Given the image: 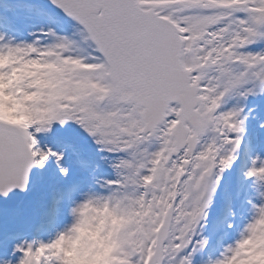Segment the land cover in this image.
<instances>
[{
  "label": "snow or ice",
  "instance_id": "snow-or-ice-1",
  "mask_svg": "<svg viewBox=\"0 0 264 264\" xmlns=\"http://www.w3.org/2000/svg\"><path fill=\"white\" fill-rule=\"evenodd\" d=\"M0 264H264V0H0Z\"/></svg>",
  "mask_w": 264,
  "mask_h": 264
}]
</instances>
